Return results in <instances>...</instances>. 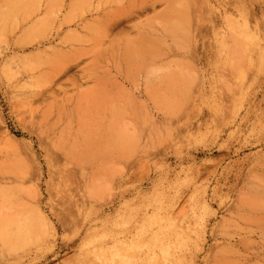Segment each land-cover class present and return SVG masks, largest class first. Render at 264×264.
Instances as JSON below:
<instances>
[{"label":"rangeland","instance_id":"rangeland-1","mask_svg":"<svg viewBox=\"0 0 264 264\" xmlns=\"http://www.w3.org/2000/svg\"><path fill=\"white\" fill-rule=\"evenodd\" d=\"M0 21V264H264V0H0Z\"/></svg>","mask_w":264,"mask_h":264},{"label":"bare ground","instance_id":"bare-ground-1","mask_svg":"<svg viewBox=\"0 0 264 264\" xmlns=\"http://www.w3.org/2000/svg\"><path fill=\"white\" fill-rule=\"evenodd\" d=\"M118 3V2H117ZM179 5V4H178ZM181 13V12H180ZM9 14V13H8ZM168 14V13H167ZM166 14V15H167ZM9 16V15H8ZM108 16V15H107ZM110 16V15H109ZM159 16V15H158ZM176 16V15H175ZM186 15H184V17H185ZM4 17H6L5 15H4ZM3 17V18H4ZM169 17V16H168ZM174 17V16H173ZM177 17V16H176ZM6 18H8V17H6ZM178 18V17H177ZM179 18H182L183 19V17L180 15V17ZM188 18V17H187ZM158 19V22H159V24H161L162 23V20L164 19V17L162 18V17H158L157 18ZM168 19V18H167ZM169 19H171L172 20V18H170L169 17ZM182 19H179V22H180V20H182ZM5 20V19H4ZM7 20V19H6ZM166 20V19H165ZM189 20H190V18H189ZM176 21H178V20H176ZM1 22V21H0ZM184 22V21H183ZM4 23H6V22H4ZM154 23V22H153ZM168 22H166V24H167ZM148 26V25H147ZM177 26H179V24L177 25ZM149 27V26H148ZM151 28V27H150ZM149 28V29H150ZM180 29V28H179ZM145 30V29H144ZM155 30H156V28H155ZM170 30H171V28H170ZM181 30H183V28L181 29ZM185 30V29H184ZM187 30V29H186ZM147 31V30H146ZM157 31V30H156ZM174 31V30H173ZM173 31H171V32H173ZM177 31V30H176ZM190 32V31H189ZM177 33V32H176ZM194 33V32H193ZM162 35V34H161ZM161 35H160V33H155V34H153V37H152V39H151V45H150V47H151V52H156V54H161L164 50H165V46H164V42H163V37H161ZM139 36H142V35H139ZM147 36H149V35H147ZM187 36V35H186ZM193 36V35H192ZM178 37V36H177ZM187 38V37H186ZM180 39V38H179ZM184 39V38H183ZM191 38H189V40H190ZM140 40V39H139ZM142 40V39H141ZM140 40V41H141ZM187 40V39H186ZM188 40V41H189ZM176 41V40H175ZM236 41V40H235ZM167 43V42H166ZM141 44V43H140ZM180 44V43H179ZM168 45V44H167ZM144 46V45H143ZM145 47V46H144ZM147 48V47H146ZM143 49V48H142ZM148 49V48H147ZM168 50V49H167ZM148 51V50H147ZM148 53V52H147ZM170 53V52H169ZM232 55L231 56H233V53H231ZM145 55H146V53H145ZM144 55V56H145ZM150 54H148V56H149ZM153 55H155V54H153ZM164 55H165V53H164ZM148 56H147V60H149V58H148ZM158 58V57H157ZM160 59H162V58H160ZM158 61V60H157ZM148 62V61H147ZM160 62V61H159ZM165 62V61H164ZM149 65V64H148ZM151 65V64H150ZM159 72L157 71V74H158ZM159 75V74H158ZM156 78V77H155ZM159 83H162V82H159ZM154 84V83H153ZM162 86H163V84H158V90H159V93H160V95H159V109L162 111V112H164L166 109H168V110H170V111H173V110H175V109H177V110H179V107H180V105L183 103V99L184 98H187V99H189V96L188 95H185L184 93L183 94H180L179 96H177L176 94L175 95H172V96H166V90L164 91V87L162 88ZM158 93V92H157ZM170 93V92H169ZM168 100H170L169 102H168ZM168 102V103H167ZM107 110V109H106ZM180 111V110H179ZM117 114H118V110H117V112H116ZM101 116H103L102 114H100ZM99 115V116H100ZM107 116V115H106ZM102 118V117H101ZM112 118V117H111ZM109 119V118H108ZM105 120H107V119H105ZM162 136V135H161ZM115 142V141H114ZM68 184V183H67ZM96 193V190H95V192L94 191H92L91 193H90V196H92L93 194H95ZM24 226V225H23ZM19 227V226H18ZM18 227H15V228H18ZM21 228V227H20ZM19 228V229H20ZM34 228V227H33ZM19 229H16L15 231H17L18 230V232H19ZM12 231H14V229L12 230ZM14 231V232H15ZM34 231V230H33ZM24 232V231H23ZM38 232V231H37ZM16 233V232H15ZM31 233H32V231H31ZM17 235H19V234H17L16 233V235L14 234V233H12V232H10V233H5V234H3V233H0V237H3L4 238V240L1 242L2 243V246H0V251L2 252V253H4V254H11V253H15V252H17V249H18V246H19V244L17 243V241H15V238L17 239L18 237H17ZM23 235V234H22ZM21 235V236H22ZM22 238V237H21ZM19 239V238H18ZM17 239V240H18ZM27 240H28V238H27ZM20 241H21V239L18 241L19 243H20ZM22 245V244H21ZM20 245V246H21Z\"/></svg>","mask_w":264,"mask_h":264}]
</instances>
